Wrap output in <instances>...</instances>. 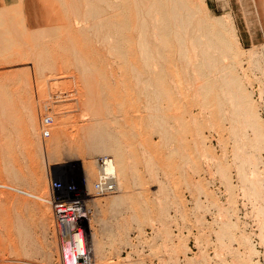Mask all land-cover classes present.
<instances>
[{
	"label": "rangeland",
	"instance_id": "1",
	"mask_svg": "<svg viewBox=\"0 0 264 264\" xmlns=\"http://www.w3.org/2000/svg\"><path fill=\"white\" fill-rule=\"evenodd\" d=\"M187 1L195 15L184 38L222 33L229 51L211 60L234 73L231 93L239 87L254 127L236 114L241 104L224 92L222 70L203 67L202 50L180 60L173 27L159 41L170 20L159 19L164 8L146 18L150 61L137 45L144 16L135 0H5L0 264H78L79 240L90 250L86 264H264L261 21L254 0ZM88 5L101 28L84 17ZM245 23L253 45L242 41ZM37 29L46 33L40 43ZM83 70L98 88L94 107L79 95ZM107 160L118 173L106 172ZM60 206L69 207L63 219ZM70 208L88 221L76 222Z\"/></svg>",
	"mask_w": 264,
	"mask_h": 264
},
{
	"label": "bare ground",
	"instance_id": "2",
	"mask_svg": "<svg viewBox=\"0 0 264 264\" xmlns=\"http://www.w3.org/2000/svg\"><path fill=\"white\" fill-rule=\"evenodd\" d=\"M15 1V0H14ZM71 1H73V0H70V2ZM75 1V0H74ZM79 1V0H78ZM100 1H104V0H100ZM115 1V0H114ZM127 1V0H126ZM136 1V3H137V5L136 4H134L135 6L134 7H136V9L138 10L139 9V14L138 15H140V13H142L143 15H142V19H141V23H139V31H140V34L138 35V36H140V44H138L137 43V45H140L141 46V50H143V52H141V53H143L144 55H143V57H144V59H148V60H150L149 58H151V52H152V46H151V43H150V41H149V34H148V32H149V24L147 23V17L151 14V11L152 10H154V9H156V8H160V9H165L164 11H161V12H159L158 13V16L160 15L161 17H159V19H161V18H165V16H167V15H170V20H169V22H167V24H166V27H164L163 28V30H161L160 31V33H159V41L161 40V41H163L164 42V40L165 39H167L168 37H169V33H171V31H170V29H172V27H173V29H175L176 30V33H175V37H174V39L176 38V42H177V44L180 46V48H179V46L177 47V48H179L178 49V51L180 52L181 51V54H182V56H178V57H181L180 58V60H183V61H187V60H189V59H191L189 56H191L190 55V53L188 54V52H189V50L190 49H192V50H196V49H200V50H202V52L204 53L203 54V60H202V64H204L203 65V67L204 68H206V69H213L214 71L215 70H222L221 71V73H223L225 70H224V68H222L219 64H217V63H215L216 61H213V60H211V56H210V54L211 53H214V52H219V51H221V49L220 48H222V54H223V56L225 55V53L227 52V51H229V49L227 48V45L229 46V43H228V41L225 39V37L222 35V33L221 32H219L220 33V35L218 36V32L216 33V34H214L213 36L211 35V36H203L202 34H200L199 33V30H198V33H194L195 35L194 36H192V37H190L189 39L186 37V38H184L185 36L183 35L184 34V31H185V28H188L191 24H193V21H194V15L195 14H193V9L190 7V5H189V2L187 1V0H152L151 1V3H148V5L146 6V7H143V9H142V7H140V5L142 4V0H135ZM45 2V1H44ZM145 2V1H144ZM49 3H50V1H49ZM72 3V2H71ZM90 3V2H89ZM124 3V2H123ZM107 4V3H106ZM143 4H145V3H143ZM77 5V7H78V4H76ZM84 5H86V4H84ZM126 5V4H125ZM146 5V4H145ZM72 6V5H71ZM75 6V5H74ZM89 6V5H88ZM90 6H92V5H90ZM89 6V7H90ZM106 6H108V5H106ZM123 6V5H122ZM86 7H87V5H86ZM70 8V7H69ZM76 8V7H75ZM94 8L95 7H90V8H88L87 9V11H86V16L84 15V17L86 18V19H89V20H92L93 21V23H92V26L94 27V28H96V29H98V28H101V24L103 25V23H101V21L99 20L100 19V14L97 12V10H94ZM118 8V7H117ZM120 8V7H119ZM125 8V7H124ZM73 9V8H72ZM96 9V8H95ZM135 9V8H134ZM136 9H135V11H136ZM77 10L79 11V13H80V10H79V8L78 9H76L75 11L77 12ZM85 10V9H84ZM131 10V9H130ZM62 11V10H61ZM72 11V10H71ZM196 11V10H195ZM138 12V11H137ZM136 12V13H137ZM63 13V12H62ZM75 14V13H74ZM85 14V13H84ZM137 15V14H136ZM153 15H155V14H153ZM156 15H157V13H156ZM18 16V15H17ZM158 16H156L157 18H158ZM74 17H75V15H74ZM77 17V16H76ZM149 17H151V15L149 16ZM148 17V18H149ZM155 17V16H154ZM153 17V20H155V18ZM156 18V20H158ZM197 18H198V16H197ZM79 19H80V17H79ZM86 19H84L83 18V20H86ZM139 19H140V16H139ZM18 20V19H17ZM65 20V19H64ZM137 20H138V18H137ZM87 21V20H86ZM91 21V22H92ZM139 21V20H138ZM152 21V20H151ZM158 22V21H157ZM196 22V21H195ZM115 23V22H114ZM126 23V22H125ZM159 23H160V21H159ZM165 23V22H164ZM156 24V23H155ZM207 24V23H206ZM138 25V24H137ZM159 25H161V23L159 24ZM22 26V25H21ZM37 26H38V24H37ZM42 26V25H41ZM192 26V25H191ZM220 26V25H219ZM137 27V26H136ZM154 27V26H153ZM92 28V27H91ZM157 28V27H156ZM158 29V28H157ZM162 29V28H161ZM190 29V28H189ZM36 30V29H35ZM115 30V29H114ZM123 30V29H122ZM153 30H155V29H153ZM168 30V31H167ZM221 30V29H220ZM6 31V30H5ZM40 31V32H39ZM88 31H90V29L88 30ZM94 31H96V30H94ZM134 31H137L136 29L134 30ZM139 31H138V33H139ZM222 31V30H221ZM37 32L39 33V36H37L36 34H35V32L33 31L32 32V36H33V33H34V39H35V37H37L36 39H35V42H36V40L39 42L41 39H43V36H46V33H45V31L44 30H38L37 29ZM153 32V31H152ZM194 32V31H193ZM7 33L9 34L10 32H8L7 31ZM155 33V32H154ZM210 33V32H209ZM94 34V33H93ZM208 34V33H207ZM36 35V36H35ZM82 36V35H81ZM121 36V35H120ZM216 36V37H215ZM217 36H218V38H217ZM18 37V36H17ZM25 37V36H24ZM95 37V36H94ZM152 37V36H151ZM29 38H30V35H29ZM20 39V38H19ZM34 39H32V40H34ZM39 39V40H38ZM154 39H157V38H154ZM30 40H31V38H30ZM168 40V39H167ZM220 42V44H219V42ZM42 41V40H41ZM98 41V40H97ZM138 41H139V39H138ZM137 41V42H138ZM34 42V43H35ZM102 42V41H101ZM112 42V41H111ZM40 43V42H39ZM38 43V44H39ZM168 43V42H167ZM70 44V43H69ZM157 44H159V43H157ZM176 44V45H177ZM40 45V44H39ZM38 45V46H39ZM160 45V44H159ZM220 45H222V47L220 46ZM139 46V47H140ZM164 46H166V45H164ZM35 47V46H34ZM111 47V46H110ZM138 48V47H137ZM29 49V48H28ZM35 49H37V48H35ZM34 49V50H35ZM113 49V48H112ZM154 51H155V49H154ZM171 51V50H170ZM37 52V51H36ZM192 52V51H191ZM194 52V51H193ZM196 53H197V51H195ZM6 53V52H5ZM173 53V52H172ZM74 54V53H73ZM174 54V53H173ZM181 54H179L178 53V55H181ZM192 54V53H191ZM18 55V54H17ZM170 55V54H169ZM194 55V54H193ZM197 54H195V56H196ZM35 56V55H34ZM38 56H40V54L38 55ZM173 56V55H172ZM195 56L193 57V58H195ZM10 57V56H9ZM77 57V56H76ZM121 57V56H120ZM146 57V58H145ZM38 58V57H37ZM41 58V57H40ZM131 58V57H130ZM142 59V58H141ZM224 59V58H223ZM147 60V61H148ZM161 60V59H160ZM179 60V61H180ZM73 61H75V60H73ZM147 61H146V64H148L147 63ZM150 61H152V60H150ZM78 62V61H77ZM142 62V61H141ZM180 62H182V61H180ZM79 63V62H78ZM85 63V62H84ZM186 63V62H185ZM184 62L182 63V64H185ZM188 63V62H187ZM186 63V64H187ZM175 64V63H174ZM173 65V64H172ZM46 66V65H45ZM81 66V65H80ZM148 66V65H147ZM183 66V65H182ZM174 67H176V66H174ZM150 68V67H149ZM75 69V68H74ZM76 69H77V67H76ZM176 69V68H175ZM189 69V68H188ZM187 69V70H188ZM42 70V69H41ZM134 70V69H133ZM133 70H132V72H133ZM147 70V69H146ZM212 70V71H213ZM87 71V70H86ZM138 71V70H137ZM148 71H149V69H148ZM161 71V70H160ZM83 72H84V74L82 73V76H81V80L79 81L80 82V84H82V86H83V88H82V90H81V92H80V97L84 94V96H82V100H87V101H91L92 100V106L93 105H97V103H99V102H97V89H96V87L94 86H92V84H91V81H90V79H89V77H88V75H90L89 74V72H85V70H83ZM189 72V71H188ZM44 73V72H43ZM136 73V72H135ZM175 73V72H174ZM215 73V72H214ZM40 74V73H39ZM53 74V73H52ZM76 74H78V73H76ZM137 74V73H136ZM79 75V74H78ZM132 75H134V74H132ZM189 75V74H188ZM222 75V82H223V89H224V92H228V93H230V95H235V97H236V100H234L233 99V97H231V101H232V103H234V102H240V100L241 99H243V100H245L244 99V97H242V95H240V93L239 92H237V91H239V87H236V93H231V88L232 87H230V82L231 81H233L234 80V73L232 72V71H229V72H227V73H223V74H221ZM54 76V75H53ZM161 76V75H160ZM210 76V75H209ZM80 77V76H79ZM78 77V78H79ZM139 77H141V76H139ZM154 77V76H153ZM28 78V77H27ZM76 78V77H75ZM72 79V78H71ZM80 79V78H79ZM162 79V78H161ZM42 80V79H41ZM74 80V79H73ZM96 80V79H95ZM138 80V79H137ZM190 80V79H189ZM76 82H77V79L75 80ZM140 81V80H139ZM73 82V81H72ZM78 82V83H79ZM93 82V81H92ZM148 82V81H147ZM36 83V82H35ZM148 84V83H147ZM27 85V84H26ZM25 85V86H26ZM36 86H37V84H36ZM81 86V87H82ZM231 86H233V85H231ZM73 86H71V88H72ZM150 87V86H149ZM230 87V88H229ZM43 88V87H42ZM78 88V87H77ZM138 88V87H137ZM208 89V88H207ZM222 89V90H223ZM36 90V89H35ZM209 90V89H208ZM233 90V89H232ZM40 91V90H39ZM43 91V90H42ZM21 93V92H20ZM167 93V92H166ZM4 94V93H3ZM74 95V94H73ZM227 95V94H226ZM198 98V97H197ZM78 99H79V96H78ZM19 101V100H18ZM83 102V101H82ZM228 102H230V100L228 101ZM79 103V102H78ZM81 103V102H80ZM79 103V104H80ZM90 103V102H89ZM47 104V103H46ZM83 104V103H82ZM84 104H86V103H84ZM133 104V103H132ZM149 104V103H148ZM240 104H241V102H240ZM48 105V104H47ZM46 105V106H47ZM91 105V104H90ZM218 105V104H217ZM219 106H220V104H219ZM24 107V106H23ZM83 107V106H82ZM85 107H86V105H85ZM94 107V106H93ZM98 107V106H97ZM80 108V107H79ZM96 108V107H95ZM83 109V108H82ZM94 109V108H93ZM221 109H222V106H221ZM235 112H236V114L237 113H239L240 115H242L243 114V116H246V123L248 124V125H253V127L255 126V121H254V118H253V112H252V110L247 106V104H245L244 106H242V104H241V106L238 104L236 107H235ZM3 112V111H2ZM40 112V111H39ZM137 114V113H136ZM150 114V113H149ZM3 115L5 116V114L3 113ZM30 115V114H29ZM4 116H3V118H4ZM152 116V115H151ZM35 117V116H34ZM250 117L252 118V120L250 119ZM152 118V117H151ZM240 119V118H239ZM15 120V119H14ZM32 121V120H31ZM168 122V121H167ZM92 123V122H91ZM254 123V124H253ZM158 124V123H157ZM243 124H244V122H243ZM0 125H1V123H0ZM166 125V124H165ZM246 125V124H245ZM51 126V125H50ZM91 126V125H90ZM241 126V125H240ZM161 127V126H160ZM9 129V128H8ZM87 129V128H86ZM33 130V129H32ZM163 130V129H162ZM35 131V130H34ZM33 131V132H34ZM1 133H2V131H1ZM63 134V133H62ZM99 134V133H98ZM104 135V134H103ZM65 136V135H64ZM98 136V135H97ZM72 137V136H71ZM63 138V137H62ZM98 138V137H97ZM84 139V138H83ZM96 140V139H95ZM239 140V139H238ZM88 141V140H87ZM102 141V140H101ZM42 142V141H41ZM91 142V141H90ZM90 142H88V143H90ZM99 148L100 147H102V148H105V147H103V145L101 144H99V146H98ZM97 147V148H98ZM101 150V149H100ZM111 150V149H110ZM196 150V149H195ZM98 151V150H97ZM93 152V151H92ZM97 153V152H96ZM102 152L100 151V154H101ZM121 153V152H120ZM117 154H118V152H117ZM181 154V153H180ZM115 156H116V154H115ZM114 156V157H115ZM129 156V155H128ZM121 158H119L118 159V161H122V160H120ZM249 160V159H248ZM252 160V159H251ZM117 161V163H119V165H120V163L121 162H118ZM152 161V160H151ZM253 161V160H252ZM251 161V162H252ZM255 161V160H254ZM105 163H107L106 164V168H105V170H106V172H108V173H118V171L120 170L119 169V167L117 168V166L118 165H114V163L113 162H111V161H109V160H107ZM116 163V164H117ZM124 163V162H123ZM129 163V162H128ZM154 163V162H153ZM119 169V170H118ZM3 170H4V167H3ZM7 171V170H6ZM6 171H4L5 173H7ZM14 172V171H13ZM123 172H124V170H123ZM154 172V171H153ZM122 173V172H121ZM12 175V174H11ZM119 175V174H118ZM117 177V176H116ZM16 179V178H15ZM119 179H120V177H119ZM140 183V182H139ZM119 184H120V182H119ZM120 186V185H119ZM121 190V189H120ZM253 190L255 191V193L257 192L256 190H258L257 188H256V185H254V188H253ZM19 192V191H18ZM21 192H22V190H21ZM258 193V192H257ZM2 195V194H1ZM119 196V195H118ZM258 196H260V193L258 194ZM47 197V196H46ZM119 199H121V198H119ZM259 199V198H258ZM74 206V205H73ZM73 206H72V208H73ZM72 208H70L71 209V211H73L74 209H72ZM262 208V207H261ZM59 209H64V211L62 212L61 210H59ZM69 211V207L68 206H66V207H64L63 208V206L61 207H59L58 208V216H59V218L60 219H63L64 217H63V215L65 214V213H67ZM74 213H76L75 215H74V219H75V221L76 222H79L80 224L82 223L81 221H80V219L82 218H84V221H88V219H87V215H85L84 214V212L79 208V209H76V211H73ZM84 214V215H83ZM260 215L262 216V218L264 219V208H262V209H260ZM21 226V225H20ZM263 229V231H264V227L262 228ZM25 231V230H24ZM18 232H20V231H18ZM94 242V241H93ZM85 243V242H84ZM93 246V245H92ZM89 247H87L86 245L84 246L83 245V240H79L78 241V243H77V245L75 246V250H76V253L74 254V259H79V261H81V260H84V259H88V257H89V255H90V250L88 249ZM130 261V260H129Z\"/></svg>",
	"mask_w": 264,
	"mask_h": 264
},
{
	"label": "crops",
	"instance_id": "3",
	"mask_svg": "<svg viewBox=\"0 0 264 264\" xmlns=\"http://www.w3.org/2000/svg\"><path fill=\"white\" fill-rule=\"evenodd\" d=\"M254 3L256 5V11L258 14V17L260 18L261 24H260V29L262 33V39L264 40V0H254ZM5 0H0V9L5 5ZM246 25V32L241 34L242 41L247 42L248 44H254L256 40V34L253 35V31H251L247 25Z\"/></svg>",
	"mask_w": 264,
	"mask_h": 264
},
{
	"label": "built area",
	"instance_id": "4",
	"mask_svg": "<svg viewBox=\"0 0 264 264\" xmlns=\"http://www.w3.org/2000/svg\"><path fill=\"white\" fill-rule=\"evenodd\" d=\"M75 261L81 262V263H78V264H86V262H87L86 260H85V261H79V259H77V260H75ZM75 261H73V262H75ZM73 262H72V263H73Z\"/></svg>",
	"mask_w": 264,
	"mask_h": 264
}]
</instances>
